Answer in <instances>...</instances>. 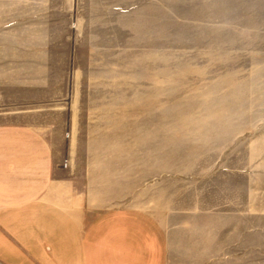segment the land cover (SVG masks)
Here are the masks:
<instances>
[{"label":"rangeland","instance_id":"obj_1","mask_svg":"<svg viewBox=\"0 0 264 264\" xmlns=\"http://www.w3.org/2000/svg\"><path fill=\"white\" fill-rule=\"evenodd\" d=\"M0 35V121L38 130L60 161L103 105L168 118V204L150 211L168 264H225L246 225L264 248V0H10ZM209 233L215 258L194 257Z\"/></svg>","mask_w":264,"mask_h":264},{"label":"crops","instance_id":"obj_2","mask_svg":"<svg viewBox=\"0 0 264 264\" xmlns=\"http://www.w3.org/2000/svg\"><path fill=\"white\" fill-rule=\"evenodd\" d=\"M3 38L0 59L9 57ZM12 55L23 58L24 46ZM114 106L84 116L62 161L38 130L0 121V264H168V236L150 212L168 204V118L116 115ZM246 226L244 243H224L242 251L225 264H264ZM212 236L194 238V257L215 258Z\"/></svg>","mask_w":264,"mask_h":264},{"label":"built area","instance_id":"obj_3","mask_svg":"<svg viewBox=\"0 0 264 264\" xmlns=\"http://www.w3.org/2000/svg\"><path fill=\"white\" fill-rule=\"evenodd\" d=\"M64 164H65V162H64ZM64 164H63V166H64Z\"/></svg>","mask_w":264,"mask_h":264}]
</instances>
